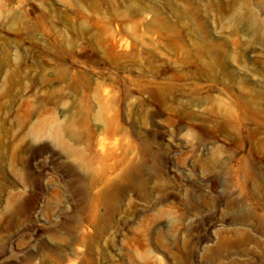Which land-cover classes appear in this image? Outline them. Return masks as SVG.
Wrapping results in <instances>:
<instances>
[{"label": "rangeland", "instance_id": "374dc122", "mask_svg": "<svg viewBox=\"0 0 264 264\" xmlns=\"http://www.w3.org/2000/svg\"><path fill=\"white\" fill-rule=\"evenodd\" d=\"M0 264H264V0H0Z\"/></svg>", "mask_w": 264, "mask_h": 264}]
</instances>
